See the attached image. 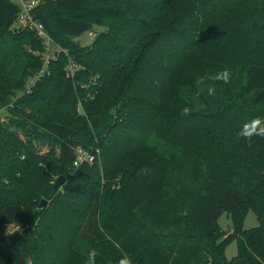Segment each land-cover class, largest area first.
Returning a JSON list of instances; mask_svg holds the SVG:
<instances>
[{
  "label": "trees",
  "instance_id": "1",
  "mask_svg": "<svg viewBox=\"0 0 264 264\" xmlns=\"http://www.w3.org/2000/svg\"><path fill=\"white\" fill-rule=\"evenodd\" d=\"M30 13L59 51L44 66V41L0 0V264L91 251L95 264H264V0H39Z\"/></svg>",
  "mask_w": 264,
  "mask_h": 264
},
{
  "label": "rangeland",
  "instance_id": "2",
  "mask_svg": "<svg viewBox=\"0 0 264 264\" xmlns=\"http://www.w3.org/2000/svg\"><path fill=\"white\" fill-rule=\"evenodd\" d=\"M14 3L18 4V1L17 0H13ZM48 1H52V0H48ZM19 5V4H18ZM95 32H99L100 30L98 28H94L93 29ZM77 43L81 46H86V45H89L91 44L92 42V38H90V36L88 35V33H85L83 35H81L80 37H78L76 39ZM59 49L54 46V44H51L50 47H49V52H48V55L49 57H51L53 54L58 53ZM46 56V55H45ZM182 75V74H181ZM81 112V110H79ZM178 112V111H176ZM7 113H5V111H2L1 112V117L2 118H5ZM80 150V149H79ZM41 151V154L47 152V149L44 147V148H41L40 149ZM83 152V151H82ZM78 155H79V152L77 151ZM98 153V151H97ZM85 154L86 155H89L86 151H85ZM59 177H64L65 176L63 174H54L52 176V181H51V184L54 185V183L56 182V180L59 178ZM43 200V199H42ZM41 200V201H42ZM36 205H39V202H36ZM218 226H219V229L221 231V233H224L225 235H228L229 233H232L233 232V228H232V221H231V218L230 216L227 214V213H223L219 219H218ZM258 226V222H257V219H256V216L252 213V212H249L243 222V230L244 231H248V230H251L253 228H256ZM12 226H9L7 228V235H10L9 233V229L11 228ZM19 229V228H18ZM21 234H23V229H19L18 230ZM14 233V232H13ZM12 234V233H11ZM224 254L226 256L227 259H231L233 257L236 256L237 254V243L236 241H231L229 242L225 249H224ZM124 262V264H130L129 261L127 259H123L122 260ZM121 264V263H120Z\"/></svg>",
  "mask_w": 264,
  "mask_h": 264
},
{
  "label": "built area",
  "instance_id": "3",
  "mask_svg": "<svg viewBox=\"0 0 264 264\" xmlns=\"http://www.w3.org/2000/svg\"><path fill=\"white\" fill-rule=\"evenodd\" d=\"M17 1L20 6V14L16 20V24L20 28L23 29L26 28L35 32L44 41V44L47 49V53L45 54L46 56L44 55V62H45L44 66H46L49 59V55H48L49 47L52 43L48 35L45 33L43 26L37 21H35L30 13L31 10L39 4V0H17ZM88 35L90 36V38L93 39L96 34L93 31H89ZM75 69L76 67L73 65L72 61H70L69 66L67 68L69 75H73ZM78 152H79L78 155L79 160L84 158L89 162L92 161V159L89 156L85 155L81 150H78Z\"/></svg>",
  "mask_w": 264,
  "mask_h": 264
},
{
  "label": "clouds",
  "instance_id": "4",
  "mask_svg": "<svg viewBox=\"0 0 264 264\" xmlns=\"http://www.w3.org/2000/svg\"><path fill=\"white\" fill-rule=\"evenodd\" d=\"M213 79L215 80H223L225 83L229 82L230 79V73L228 72V70H225L222 73H217V75L215 77H213ZM187 113V110H185V114ZM253 125L254 126H259V132L257 133L258 135L264 136V126H262V121L257 119L255 121H253ZM18 226L17 225H13L10 229H9V233H13L15 231H18ZM95 258H96V252L95 251H91L88 254L87 257V264H95ZM121 264H124L123 261H121Z\"/></svg>",
  "mask_w": 264,
  "mask_h": 264
},
{
  "label": "water",
  "instance_id": "5",
  "mask_svg": "<svg viewBox=\"0 0 264 264\" xmlns=\"http://www.w3.org/2000/svg\"><path fill=\"white\" fill-rule=\"evenodd\" d=\"M65 183V178L64 177H59L56 182L54 183V188H59L61 187L63 184ZM47 204V201L46 200H42L39 204V207H38V211L41 212L44 207L46 206ZM21 237V234L19 231H15L14 233L8 235L7 237V242H8V245L10 247H13L17 242L18 240L20 239Z\"/></svg>",
  "mask_w": 264,
  "mask_h": 264
}]
</instances>
